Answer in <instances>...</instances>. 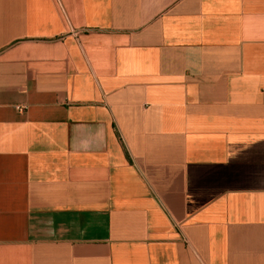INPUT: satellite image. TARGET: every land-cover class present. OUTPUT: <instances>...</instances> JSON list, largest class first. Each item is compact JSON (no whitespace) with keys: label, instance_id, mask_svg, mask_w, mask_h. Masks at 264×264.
<instances>
[{"label":"crops","instance_id":"obj_1","mask_svg":"<svg viewBox=\"0 0 264 264\" xmlns=\"http://www.w3.org/2000/svg\"><path fill=\"white\" fill-rule=\"evenodd\" d=\"M0 264H264V0H0Z\"/></svg>","mask_w":264,"mask_h":264}]
</instances>
